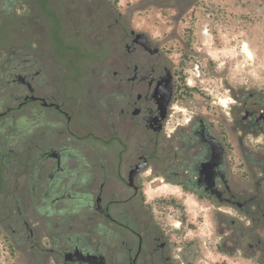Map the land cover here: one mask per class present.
<instances>
[{
  "label": "flooded vegetation",
  "instance_id": "obj_1",
  "mask_svg": "<svg viewBox=\"0 0 264 264\" xmlns=\"http://www.w3.org/2000/svg\"><path fill=\"white\" fill-rule=\"evenodd\" d=\"M48 3L0 0V264H176L149 219L112 212L143 196L147 170L236 207L234 248L264 259L263 94L226 81L220 102L197 36L151 34L119 1Z\"/></svg>",
  "mask_w": 264,
  "mask_h": 264
},
{
  "label": "rangeland",
  "instance_id": "obj_2",
  "mask_svg": "<svg viewBox=\"0 0 264 264\" xmlns=\"http://www.w3.org/2000/svg\"><path fill=\"white\" fill-rule=\"evenodd\" d=\"M110 1H119L124 16L133 17L151 34H195L196 42L204 44L203 50L208 51L206 57L217 62V79L213 78L217 85L212 96L217 94L220 102L227 99L223 84L226 81L251 92L260 91L264 96V0ZM52 3L50 0L48 5ZM68 5L73 6L70 2ZM90 52L96 55L99 46L91 47ZM94 60L92 57L88 63L93 64ZM196 78L192 75L191 80ZM218 109L222 113L221 105ZM249 144L255 143L251 140ZM148 173L149 170L139 179L143 196L113 203L112 212L132 208V215L139 221L149 219L150 225L163 232L176 264H264L263 258L259 261L250 257V240L234 248L233 239L248 230V220L236 207L198 201L169 184L156 188V184L147 181ZM256 188L254 182L249 184L250 190ZM117 220L131 224L123 214ZM255 230L264 239V224H258Z\"/></svg>",
  "mask_w": 264,
  "mask_h": 264
},
{
  "label": "water",
  "instance_id": "obj_3",
  "mask_svg": "<svg viewBox=\"0 0 264 264\" xmlns=\"http://www.w3.org/2000/svg\"><path fill=\"white\" fill-rule=\"evenodd\" d=\"M145 165H146L145 162H144V163L137 164V165L135 166V168H134L133 170H131L130 173H129V181H131V180L134 178V176H135L137 173H139L140 170H141Z\"/></svg>",
  "mask_w": 264,
  "mask_h": 264
}]
</instances>
